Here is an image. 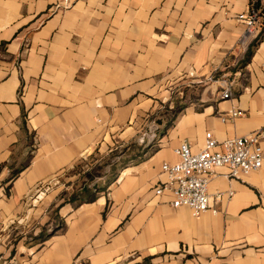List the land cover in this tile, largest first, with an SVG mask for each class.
Masks as SVG:
<instances>
[{
    "label": "crops",
    "instance_id": "crops-1",
    "mask_svg": "<svg viewBox=\"0 0 264 264\" xmlns=\"http://www.w3.org/2000/svg\"><path fill=\"white\" fill-rule=\"evenodd\" d=\"M59 1L0 0V231L27 212L40 220L34 235L54 226L20 264H264V167L244 180L218 168L211 189L235 195L217 214L155 192L182 140L199 151L208 131L224 140L264 127V31L251 46L237 19L250 0ZM229 75L234 96L222 99ZM180 99L143 158L106 190L93 184L94 201H59L52 184L34 205L38 186L138 143Z\"/></svg>",
    "mask_w": 264,
    "mask_h": 264
},
{
    "label": "built area",
    "instance_id": "built-area-1",
    "mask_svg": "<svg viewBox=\"0 0 264 264\" xmlns=\"http://www.w3.org/2000/svg\"><path fill=\"white\" fill-rule=\"evenodd\" d=\"M71 3V0H60L57 7L68 8ZM237 19L245 28L242 41L249 40L251 45L258 42L264 31V0H250L247 10L240 13ZM220 85L222 99H230L234 96L233 81L227 76L220 79ZM240 114L239 110L233 108L230 111V119H236ZM222 120L227 121L228 118L223 117ZM149 129V133L143 134L140 139L142 144L154 142L158 137V125L152 123ZM263 137L264 127L224 140H218L212 131H208L204 146L199 151H193L191 143L182 140L174 149L179 160L175 163L164 162L162 165L166 179L156 188V194H169L173 207L189 208L193 215L205 212L219 213V203L225 199H232L235 191L232 188L211 189V181L216 170L228 167L229 171L224 174L225 177L244 180L251 173L262 169L264 167ZM58 181L55 179L38 186L33 202L43 199L52 184Z\"/></svg>",
    "mask_w": 264,
    "mask_h": 264
},
{
    "label": "rangeland",
    "instance_id": "rangeland-1",
    "mask_svg": "<svg viewBox=\"0 0 264 264\" xmlns=\"http://www.w3.org/2000/svg\"><path fill=\"white\" fill-rule=\"evenodd\" d=\"M230 77V75L227 76L229 80H232ZM200 85H203V83H200ZM198 93V91L192 92L190 98L195 100V102L201 103ZM184 104L182 99L176 102L173 107H170V104L166 102L161 112L151 118L152 121L144 128L143 134L149 133V126L152 123L158 125L159 130L157 132L162 133L165 131ZM140 139L141 137L138 139V143H132L128 147L114 149L108 152V154L104 155L99 153L93 155L91 159H87L85 163L79 165V171L76 169L71 175H66L59 179L55 185L56 189H60L58 193L59 201L65 202L69 201V198H74L77 202H82L90 199L91 194L96 193L94 192L93 184L98 183L101 190H106L109 185L115 184L119 178V169L121 167L139 161L138 157L141 155L143 158V153L146 149L144 146L147 143L142 144ZM83 164L85 165L84 168H82ZM85 187L88 188L86 192L84 191ZM39 201L33 202L34 205H37ZM29 218L30 215L27 212L26 216L22 215L9 226L4 227V230L0 231V245L3 246L2 254L0 253V264H20L25 258L24 254H21L19 251H24V248L30 245L33 241L31 238L37 237L36 241L39 244L42 238L54 230L53 225V227L46 226L37 235H34L37 225L41 226L39 223L40 220L37 222L38 219H34L30 223L31 219Z\"/></svg>",
    "mask_w": 264,
    "mask_h": 264
},
{
    "label": "trees",
    "instance_id": "trees-1",
    "mask_svg": "<svg viewBox=\"0 0 264 264\" xmlns=\"http://www.w3.org/2000/svg\"><path fill=\"white\" fill-rule=\"evenodd\" d=\"M252 45L255 46V45H257V43H254V44H252ZM252 45H251V46H252ZM248 53L250 54L251 51L249 50ZM19 172H20V171L15 170L14 173L12 174V176L10 177V180H13L14 178H16V177H17V174H18ZM95 199H96V194L93 193V194H91V198L88 199V200H85V201H86V202H91V201H94Z\"/></svg>",
    "mask_w": 264,
    "mask_h": 264
},
{
    "label": "water",
    "instance_id": "water-1",
    "mask_svg": "<svg viewBox=\"0 0 264 264\" xmlns=\"http://www.w3.org/2000/svg\"><path fill=\"white\" fill-rule=\"evenodd\" d=\"M95 189H97V186H95Z\"/></svg>",
    "mask_w": 264,
    "mask_h": 264
}]
</instances>
